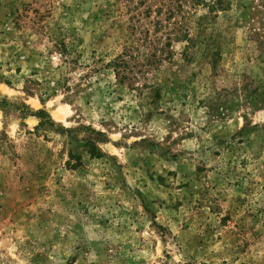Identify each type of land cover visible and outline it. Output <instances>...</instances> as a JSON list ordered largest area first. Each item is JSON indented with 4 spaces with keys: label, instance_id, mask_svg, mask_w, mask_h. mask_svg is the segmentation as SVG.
Segmentation results:
<instances>
[{
    "label": "rangeland",
    "instance_id": "obj_1",
    "mask_svg": "<svg viewBox=\"0 0 264 264\" xmlns=\"http://www.w3.org/2000/svg\"><path fill=\"white\" fill-rule=\"evenodd\" d=\"M0 264H264V0H0Z\"/></svg>",
    "mask_w": 264,
    "mask_h": 264
}]
</instances>
